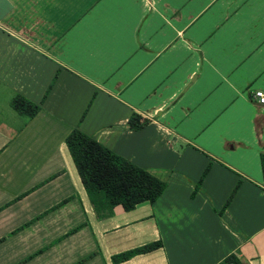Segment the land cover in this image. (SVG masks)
<instances>
[{
    "label": "crops",
    "instance_id": "1",
    "mask_svg": "<svg viewBox=\"0 0 264 264\" xmlns=\"http://www.w3.org/2000/svg\"><path fill=\"white\" fill-rule=\"evenodd\" d=\"M256 88L264 0H0V264H264ZM73 128L161 193L95 211Z\"/></svg>",
    "mask_w": 264,
    "mask_h": 264
},
{
    "label": "trees",
    "instance_id": "2",
    "mask_svg": "<svg viewBox=\"0 0 264 264\" xmlns=\"http://www.w3.org/2000/svg\"><path fill=\"white\" fill-rule=\"evenodd\" d=\"M10 105L26 117L32 116L38 109L37 104L18 94L11 98ZM64 143L95 211H102L114 205H121L123 209L128 210L139 202H152L165 186V182L160 178L116 154L77 128L66 134ZM259 162L264 185V154H260ZM231 194L226 198L225 204ZM158 244L157 241L148 242L121 252L113 258L123 260L133 253L152 249ZM216 264L242 262L239 256L230 252Z\"/></svg>",
    "mask_w": 264,
    "mask_h": 264
},
{
    "label": "built area",
    "instance_id": "3",
    "mask_svg": "<svg viewBox=\"0 0 264 264\" xmlns=\"http://www.w3.org/2000/svg\"><path fill=\"white\" fill-rule=\"evenodd\" d=\"M252 98L256 99L257 102H264V91L260 88H256L251 93Z\"/></svg>",
    "mask_w": 264,
    "mask_h": 264
}]
</instances>
